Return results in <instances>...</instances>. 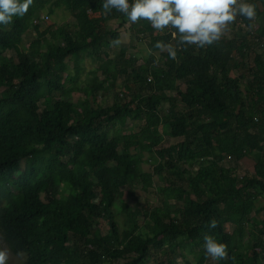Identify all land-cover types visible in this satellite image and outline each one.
Here are the masks:
<instances>
[{
    "label": "trees",
    "instance_id": "16d2710c",
    "mask_svg": "<svg viewBox=\"0 0 264 264\" xmlns=\"http://www.w3.org/2000/svg\"><path fill=\"white\" fill-rule=\"evenodd\" d=\"M102 2L34 0L0 25L1 241L21 264H208L212 235L230 257L214 264H264V0L176 61L146 21L130 30L148 58L113 46L129 22Z\"/></svg>",
    "mask_w": 264,
    "mask_h": 264
},
{
    "label": "clouds",
    "instance_id": "9594fccd",
    "mask_svg": "<svg viewBox=\"0 0 264 264\" xmlns=\"http://www.w3.org/2000/svg\"><path fill=\"white\" fill-rule=\"evenodd\" d=\"M33 3L34 0H0V25L8 26L14 18H23ZM101 7L105 16L115 10L130 24L146 21L156 32L170 33V40H157L153 47L159 53L166 52L172 61L177 60L178 52L190 47L203 49L219 44L238 18L249 22L257 19V5L248 0H103ZM121 42L117 38L111 44L118 46ZM207 226L216 229L218 221L212 219ZM203 240L205 255L212 261L230 259L226 243H218L212 235H204ZM9 256L8 249L0 250V264H7Z\"/></svg>",
    "mask_w": 264,
    "mask_h": 264
},
{
    "label": "rangeland",
    "instance_id": "374dc122",
    "mask_svg": "<svg viewBox=\"0 0 264 264\" xmlns=\"http://www.w3.org/2000/svg\"><path fill=\"white\" fill-rule=\"evenodd\" d=\"M41 14H46V10L42 11ZM48 21L51 23H56L57 25H61L62 23H66L70 21V14L67 11H64L62 9H55L53 15L49 16ZM118 21L110 22L109 25L113 28L117 25ZM130 23H127L124 28L120 30V40L122 41L121 44H124L128 47L130 53H132L133 56H136L139 58V60H145L148 58L149 52L147 50L145 42H141L137 39V36L135 33H133L130 30ZM235 32L238 36L240 35L239 29L232 26V30L228 32L227 34L231 32ZM139 36V35H138ZM140 37V36H139ZM93 67V65L90 63L88 59H83L80 62V74L81 77H85V72L87 70H90ZM167 90H170L171 87L166 88ZM104 95V94H103ZM102 95V96H103ZM77 96V95H76ZM76 96H74V99H76ZM112 102V95L111 93H108V100ZM127 129H129V126H127ZM127 129H124L125 131ZM160 132V130H159ZM182 141V138H169L165 137L164 141L162 143L163 146H169L174 145L178 142ZM146 156V155H144ZM252 161L249 159H244L240 163L238 167V175L242 174L243 172H250L252 170ZM231 166L232 164H228ZM234 166V165H232ZM144 169H149L147 165L143 164ZM132 188H127L125 190L124 199L127 201L129 205H141L142 204V194L139 191H134ZM122 216H119V219L121 220ZM228 230H230V227H227ZM247 239V238H246ZM8 249L6 247V244L1 241L0 239V250ZM10 252V251H9ZM23 257L21 255H14L10 252L9 260L7 261V264H21ZM208 264H214V262L211 260Z\"/></svg>",
    "mask_w": 264,
    "mask_h": 264
},
{
    "label": "built area",
    "instance_id": "2783aa9c",
    "mask_svg": "<svg viewBox=\"0 0 264 264\" xmlns=\"http://www.w3.org/2000/svg\"><path fill=\"white\" fill-rule=\"evenodd\" d=\"M130 2H131V0H130Z\"/></svg>",
    "mask_w": 264,
    "mask_h": 264
}]
</instances>
